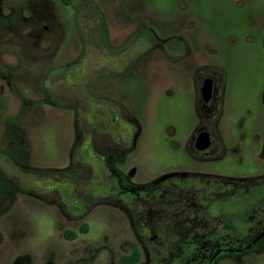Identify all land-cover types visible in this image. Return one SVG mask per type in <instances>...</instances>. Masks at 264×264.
<instances>
[{
  "label": "flooded vegetation",
  "instance_id": "1",
  "mask_svg": "<svg viewBox=\"0 0 264 264\" xmlns=\"http://www.w3.org/2000/svg\"><path fill=\"white\" fill-rule=\"evenodd\" d=\"M112 1L106 3L105 14L95 0H0V105L7 100L8 105L15 102L18 107L41 102L80 110L70 169L40 173L65 181L52 185L49 179L48 186L33 181L41 193L25 191L17 176L10 181L21 192L58 205L73 225L99 205L126 211L135 240L124 241L116 249L91 246L80 264H264V178L172 174L132 186L113 168V154L132 151L142 127L127 107L95 91L99 79L140 71L149 63L154 65L155 78L161 71L171 74L178 84L152 86L145 117H158L159 104L182 92L195 118L187 150L196 159L215 161L227 151L221 137L227 78L210 57L203 53L195 57L187 37L177 31L161 36L145 24L141 12L147 0ZM176 3L179 10H188L185 0ZM63 12L72 13L70 20L80 37L81 51L74 57L63 52L68 38ZM255 20L264 50V16ZM120 31L127 35L118 44ZM57 59L63 60V66L48 68ZM25 63L31 66L24 68ZM35 69L42 71V84L32 81ZM73 73L80 78L90 76L87 86L71 81ZM23 86L37 97L29 98ZM66 91L76 92L74 99L64 102ZM256 128L253 135L259 139L264 134V118L257 120ZM241 134L246 137L245 132ZM88 170L90 184L86 186ZM7 204L0 199V219ZM88 233L83 224L79 232L66 229L63 235L75 241ZM12 237L5 244L0 231V264H14L11 252L7 255L1 248L12 246Z\"/></svg>",
  "mask_w": 264,
  "mask_h": 264
},
{
  "label": "rangeland",
  "instance_id": "2",
  "mask_svg": "<svg viewBox=\"0 0 264 264\" xmlns=\"http://www.w3.org/2000/svg\"><path fill=\"white\" fill-rule=\"evenodd\" d=\"M95 1L105 14L106 3L113 2ZM185 2L188 10L181 11L176 0H147L141 12L142 21L161 36L177 31L187 37L195 57L203 53L214 61L213 64L224 69L227 103L221 137L227 149L225 157L202 161L187 150L195 118L191 114V103L186 101L182 92L179 91L170 102L159 104L158 117H145L152 86L178 84L165 71L156 73L155 78L151 72L154 65L149 63L140 71L120 77H102L96 82L95 91L99 95L127 107L142 127L135 148L122 155L114 153L112 166L132 186L148 185L172 174L264 178V134L259 139L253 135L257 120L264 118V50L262 36L255 24L256 17L264 16V0ZM63 15L68 31L63 52L74 57L81 51L79 33L70 20L72 13L63 12ZM126 35V32H119L118 44ZM62 62L57 59L48 68L61 67ZM90 63L94 64L95 60ZM29 66L28 63L23 65L24 68ZM44 67L48 69L39 65L41 69ZM41 72L33 70L34 85L42 84ZM174 76L181 79L179 73ZM89 79L90 76L80 78L74 73L70 77L82 87L87 86ZM21 88L29 98L37 97L29 92V88ZM75 93L66 91L64 102L74 99ZM6 102L2 101L0 105V199L8 204L0 219V231L5 244L10 234L13 235L12 246L3 245L1 248L7 255L11 252L14 264H80L91 246L116 249L124 241H134L130 219L126 211L117 206L99 205L73 225L65 219L58 205L45 203L15 188L10 177L17 176L25 191L29 189L37 193L42 191L34 187L33 181L37 186L65 181L60 176L40 173L70 169L71 151L76 141L75 120L80 110L41 102L20 107L15 102L10 105ZM241 123L244 125L240 129ZM242 132L246 137L243 138ZM15 160L29 168L19 166ZM85 182L89 186L90 170ZM56 186L59 189L61 185ZM83 224H87L88 234L79 235L75 241L64 238L66 229L79 232ZM225 260L231 261L229 257Z\"/></svg>",
  "mask_w": 264,
  "mask_h": 264
}]
</instances>
